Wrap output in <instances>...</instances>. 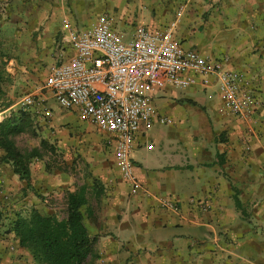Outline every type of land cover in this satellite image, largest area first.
<instances>
[{
	"label": "crops",
	"instance_id": "0c3cea01",
	"mask_svg": "<svg viewBox=\"0 0 264 264\" xmlns=\"http://www.w3.org/2000/svg\"><path fill=\"white\" fill-rule=\"evenodd\" d=\"M95 6L104 10L92 15ZM100 14L125 41L141 20L152 30L176 21L179 45L242 75L256 99L252 117L220 111L217 82L151 92L149 105L167 121L156 118L136 134L130 157L143 190L132 192L109 134L74 109L53 114L37 98L40 132L55 139L65 168L31 163V186L44 196L85 190L81 211L93 237L85 264H264V0H0V35L11 55L0 119L75 55L70 36ZM27 191L0 161V264H39L8 222L17 208L54 207L1 197ZM159 196L176 208L159 206Z\"/></svg>",
	"mask_w": 264,
	"mask_h": 264
},
{
	"label": "built area",
	"instance_id": "2783aa9c",
	"mask_svg": "<svg viewBox=\"0 0 264 264\" xmlns=\"http://www.w3.org/2000/svg\"><path fill=\"white\" fill-rule=\"evenodd\" d=\"M176 21L161 29H149L139 21L133 37L125 41L106 14L86 29L70 36L75 55L54 66L44 80L58 104L74 109L114 142L116 165L132 192L143 190L130 157L136 134L157 117L148 102L151 92L172 85L176 88L207 87L217 82L220 111L249 120L256 99L242 75L224 68L195 49H185L173 37ZM37 105L32 94L23 95L18 106ZM45 116L50 112L45 109ZM1 120V119H0ZM161 207L175 209L172 201L157 197ZM11 250H15L11 247Z\"/></svg>",
	"mask_w": 264,
	"mask_h": 264
},
{
	"label": "trees",
	"instance_id": "16d2710c",
	"mask_svg": "<svg viewBox=\"0 0 264 264\" xmlns=\"http://www.w3.org/2000/svg\"><path fill=\"white\" fill-rule=\"evenodd\" d=\"M11 55L0 35V110L7 103L5 99L10 75L6 65ZM33 113L29 108H17L0 120V161L10 165L12 173L25 181L35 195L39 193L30 184V165L35 159H42L47 150L55 147L45 138L39 146L21 148L16 137L22 133L35 135ZM47 171H50L46 165ZM66 217L59 219L51 213L32 209L26 216L16 213L9 219L10 230L18 240L19 246L27 249L39 264H85L90 253L93 237L85 224L81 207L86 203L84 189L67 191L65 195ZM2 210L0 203V219Z\"/></svg>",
	"mask_w": 264,
	"mask_h": 264
},
{
	"label": "rangeland",
	"instance_id": "374dc122",
	"mask_svg": "<svg viewBox=\"0 0 264 264\" xmlns=\"http://www.w3.org/2000/svg\"><path fill=\"white\" fill-rule=\"evenodd\" d=\"M103 7L101 6H95L94 8H92L91 12L92 15L95 14H99L103 11ZM91 16V15H89ZM96 20V19H95ZM94 20V21H95ZM93 21V22H94ZM92 22V23H93ZM91 23V24H92ZM79 32V31H78ZM76 32V33H78ZM25 95V94H24ZM35 99L37 98H41L43 105L45 107H47L49 110L52 111V113L56 114L57 113H64L65 109H63L62 106H60L58 104V102L54 99V97L52 96V93L44 87V78L40 79L38 78V91L37 93H33ZM20 97L22 96V94L19 95ZM18 96V98H19ZM15 109L18 108L17 105L14 107ZM29 109H31L33 111V122H34V129H35V135H31L30 133H22L21 135L16 137V141L17 144L25 149V148H31L34 146H39V142L41 139L44 138L45 135L41 134V129L43 128L42 125H40V122L37 118V110L34 108V106L30 107ZM35 110V111H34ZM41 120L46 121V119L44 120V118L40 117ZM84 121V120H83ZM164 128H168L169 126H162ZM45 138H47L45 136ZM47 140L49 141V143H51L54 147H55V139L51 138H47ZM57 141V140H56ZM63 151L59 150L58 148H55L54 151H46L44 152L43 158L42 159H35L32 161V163L38 165V163L45 165H48L49 169H54V168H60V169H64L65 166L63 164ZM47 169V168H46ZM12 193V192H10ZM28 198H25L27 197ZM3 200H9L12 201L14 200V204L18 203V202H25V203H29V200L35 199L37 200L38 198H41L40 200H42L41 202H43L45 207H54L53 209L55 210H47L50 211L48 213L54 214L56 215L59 219L66 217V202H65V195L61 196V195H55L52 196V194H48V195H41L39 194V196L35 195L32 191H27V192H20L17 195H2L1 196ZM12 199V200H10ZM43 199H45L43 201ZM28 201V202H27ZM3 204V202H1V205ZM6 205V203H4ZM33 206V205H32ZM3 207V209H5V207L2 205L1 208ZM27 208V207H26ZM23 208V209H16V213L18 212V214L20 215H27L33 208H31V206L29 208ZM31 209V210H30ZM35 209V208H34ZM14 212V214L12 216H14L16 214Z\"/></svg>",
	"mask_w": 264,
	"mask_h": 264
}]
</instances>
